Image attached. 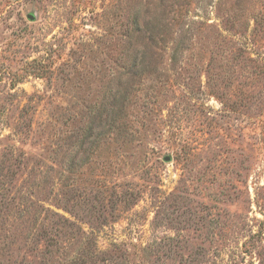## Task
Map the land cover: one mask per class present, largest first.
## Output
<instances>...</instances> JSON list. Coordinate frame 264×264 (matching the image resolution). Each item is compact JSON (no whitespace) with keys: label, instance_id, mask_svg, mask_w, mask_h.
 I'll use <instances>...</instances> for the list:
<instances>
[{"label":"rangeland","instance_id":"rangeland-1","mask_svg":"<svg viewBox=\"0 0 264 264\" xmlns=\"http://www.w3.org/2000/svg\"><path fill=\"white\" fill-rule=\"evenodd\" d=\"M0 264H264V0H0Z\"/></svg>","mask_w":264,"mask_h":264},{"label":"water","instance_id":"water-1","mask_svg":"<svg viewBox=\"0 0 264 264\" xmlns=\"http://www.w3.org/2000/svg\"><path fill=\"white\" fill-rule=\"evenodd\" d=\"M167 160V159H166Z\"/></svg>","mask_w":264,"mask_h":264}]
</instances>
